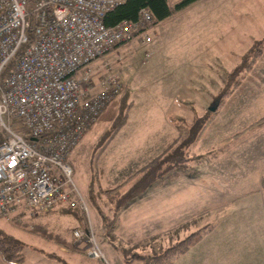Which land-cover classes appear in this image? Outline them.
<instances>
[{"label":"rangeland","instance_id":"obj_1","mask_svg":"<svg viewBox=\"0 0 264 264\" xmlns=\"http://www.w3.org/2000/svg\"><path fill=\"white\" fill-rule=\"evenodd\" d=\"M180 1L167 3L173 10ZM145 37L148 42L141 43ZM155 45L157 52L149 54ZM174 57L180 63L170 64ZM106 68L121 88L70 154L71 181L84 205L86 229L104 256L93 263L142 264L134 254L149 257L199 228L238 222L247 235L225 234L221 264H264V0H199L173 11L84 70L92 75L100 69L103 75ZM96 75L91 76L94 85ZM210 108L215 113L203 127ZM183 138L182 151L190 159L175 178L192 174L190 182L205 187L194 190L204 195L198 204L205 206L193 221L183 226L172 218L141 222L137 197L115 212L132 184L122 183ZM69 213L74 211L38 217L29 226L0 219V228L25 244L23 264L75 262V255L58 251L59 241L69 243L76 228ZM71 245L67 249L89 258L85 244L73 240ZM233 245L237 251H231ZM80 257L76 264H89L91 258Z\"/></svg>","mask_w":264,"mask_h":264},{"label":"built area","instance_id":"obj_2","mask_svg":"<svg viewBox=\"0 0 264 264\" xmlns=\"http://www.w3.org/2000/svg\"><path fill=\"white\" fill-rule=\"evenodd\" d=\"M121 1L32 0L27 8L28 0H0V219L59 205L84 209L67 156L121 88L109 68L103 75L84 68L152 24L142 8L135 20L105 27L103 14ZM12 116L35 141L11 128ZM73 239L103 260L90 229H74Z\"/></svg>","mask_w":264,"mask_h":264},{"label":"trees","instance_id":"obj_3","mask_svg":"<svg viewBox=\"0 0 264 264\" xmlns=\"http://www.w3.org/2000/svg\"><path fill=\"white\" fill-rule=\"evenodd\" d=\"M31 1L32 0H28L27 8H29V4L31 3ZM197 1L199 0H182L178 4H176L172 10L167 4L166 0H122L111 10L105 12L101 20L105 27L111 28L122 20H135L137 18L138 11L142 8H145L151 14L153 24L167 18L171 14V12L182 9ZM122 43L114 44L105 53L112 51L115 47ZM214 113V111L209 113L208 117L204 120L205 124L203 127H205L211 121ZM10 125L11 128L16 133L21 135L24 140L28 141L30 139L28 130L21 124L20 120L17 117L12 116L10 118ZM174 141H172V143L169 144L164 150H162L158 155H156L141 169H139L137 171V174H134L133 176L131 175L126 179V181L122 183L132 184L127 188V191L123 193V196L117 200V203L115 205V212H117L119 208L124 206L127 202L141 195L147 188L155 185H160L168 180H172L186 168L190 159L188 155H186V152L182 151V147L186 142V139L183 138L182 140L177 139L175 142ZM163 165H165V167ZM260 182L262 187H264V173L261 177ZM122 184L117 186V188ZM72 210H79L81 212V217L84 214L78 206L69 208L65 205V209L63 211ZM44 213L46 212H39L33 216L24 217L20 220L18 219L16 223L20 226L32 225L34 224L33 221L35 220V218L42 217ZM81 217L78 216L77 219L79 221L82 220V225L84 226V229L87 230L86 228L88 227L86 220H84V215L83 219ZM211 228L212 225L205 228H199L187 234L182 239L170 243L169 245L164 247V249L154 253L149 257H143L134 254L133 258L142 259V264H172L173 260L177 256L190 249L195 243L199 241L203 233L210 230ZM24 246L25 244L17 239L12 238L0 228V259L3 263L21 264L24 261V255L22 253ZM131 260L132 258H129L126 261Z\"/></svg>","mask_w":264,"mask_h":264},{"label":"crops","instance_id":"obj_4","mask_svg":"<svg viewBox=\"0 0 264 264\" xmlns=\"http://www.w3.org/2000/svg\"><path fill=\"white\" fill-rule=\"evenodd\" d=\"M197 46L198 44H193L191 48L194 49ZM156 52H157V46L155 45L153 46L149 54H152V53L154 54ZM180 61L178 60L177 57H174L173 61L170 64H177V63H180ZM172 75H174L175 78L178 79L179 73L177 70H173ZM80 140L78 141V143L80 142ZM74 148L69 152L67 156V160H68L69 165L72 168V172H74L75 170L73 168V163L71 161L70 154L74 150ZM193 176L194 175L189 174V176H185V178L181 180H176V178H173L169 182L167 181L166 183L155 185V187L153 186L150 190H146L143 194H141L139 198L137 197L136 199H134L135 201L140 199L139 201H141L142 203L140 212H139L140 216L138 220L141 222L145 221V222L152 223V224L153 223L158 224V222L160 221H163L168 218H172L173 220L177 221L180 226H183L185 224H189L190 222H192L197 214L196 212L200 210L201 208H203V206H205L202 204H198V203H201L205 199L204 195L194 191L198 189H205V187L203 185H196L190 182V180L193 179ZM167 183H171V184L174 183V184L169 185ZM150 191H156V192L155 194H152L151 196L152 199L149 200L148 197H149ZM167 193L170 194V196L165 197L164 194H167ZM142 199L144 200L143 202H142ZM64 209H65V205L62 207L55 206L53 208H50L48 211H46V213H44L43 216L58 214L60 213V211ZM72 211H74V214L72 213H69V214H71L72 219L76 222L75 223L76 228L74 229L82 230L83 229L81 228L83 227L82 220L79 221L77 219L78 216L81 217L80 215L81 212L79 210H72ZM211 225L213 227L201 236L199 241L194 244L195 246L193 245L195 248H190L186 251V253L181 254L182 256L179 255L178 257H176L173 260L172 264H221L220 258H222V256L224 255V246L226 244L225 234L232 233L233 237L237 235H247L244 230V226L240 225L238 222L227 223L226 225L222 227H220L216 223H212ZM43 229H44V232L47 234L46 240H50L51 236L53 235L51 231L48 230L46 223H44ZM37 235L41 237V235L39 234ZM73 240L74 239L72 236V239H70L69 243H65L61 241H59L58 243L59 252L70 253V254L75 255L73 257L75 262L70 260L68 261L69 263L64 262V264H76L77 257H80L78 255H81L80 257L81 261L82 259L85 260L88 258L78 253L75 249L73 250L67 249L68 247H66V245L71 248L72 247L71 244ZM232 248L233 249L231 251H237V246L233 245ZM42 253H43V256L48 257V258L56 257L50 253H44V252ZM186 256H188L187 261L180 260L181 257H186ZM24 259H25V255H24ZM93 261L94 260L89 259L88 263L94 264ZM0 264H6V263H3L0 259ZM21 264H23V262Z\"/></svg>","mask_w":264,"mask_h":264},{"label":"water","instance_id":"obj_5","mask_svg":"<svg viewBox=\"0 0 264 264\" xmlns=\"http://www.w3.org/2000/svg\"><path fill=\"white\" fill-rule=\"evenodd\" d=\"M213 110H214V108H210V111H213ZM29 141H35V139L34 138H30Z\"/></svg>","mask_w":264,"mask_h":264}]
</instances>
